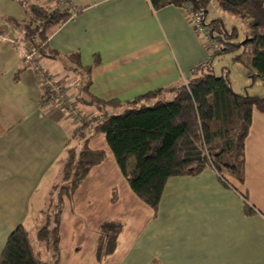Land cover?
I'll return each mask as SVG.
<instances>
[{"label": "crops", "instance_id": "0c3cea01", "mask_svg": "<svg viewBox=\"0 0 264 264\" xmlns=\"http://www.w3.org/2000/svg\"><path fill=\"white\" fill-rule=\"evenodd\" d=\"M62 1L72 16L48 31L46 44L55 57L38 55L31 61L11 42L0 41V254L18 225L36 230L78 127L59 104L45 101V76L52 88L60 86L70 78L60 65L69 62L70 54L78 53L82 66L98 57L89 91L102 100L124 103L157 89L170 95L168 89L184 83L209 58V42L182 7L154 9L149 0ZM0 32L23 46L11 38L8 26H0ZM118 108L123 105L108 111ZM106 160L64 200L66 211H76L77 194L93 173L100 176ZM109 186L100 203L112 207L120 198H109ZM237 187L224 184L206 167L195 176L168 178L155 214L127 194L124 214L106 219L123 224L112 254L96 260L98 240L92 233L73 239V256L88 246L89 264H264V113L257 110L244 141V182ZM61 251L60 220V264Z\"/></svg>", "mask_w": 264, "mask_h": 264}, {"label": "trees", "instance_id": "16d2710c", "mask_svg": "<svg viewBox=\"0 0 264 264\" xmlns=\"http://www.w3.org/2000/svg\"><path fill=\"white\" fill-rule=\"evenodd\" d=\"M38 1L27 5L25 1L18 0L26 17L19 21L13 19L12 22L22 25L20 42L26 51H36L41 57L52 58L57 53L47 47L48 31L67 21L72 12L62 0L48 4ZM212 1L221 11L238 15L248 22L250 33L241 45L231 41L235 30L228 33L221 19L206 21L207 7ZM149 2L154 9L189 4L193 11H201L203 25L209 29L212 45L216 40L217 45L213 49L209 48L208 60L195 66L190 78L167 90L173 94L170 100L159 99L165 92L162 89L146 92L124 103L97 98L89 91V85L91 69L99 63L98 57L92 64L82 66L78 53L69 55L70 59H75L76 66L85 78L82 89L89 94L90 100L87 102L104 110L98 119L95 116L80 119L81 130L79 136L75 137L77 142L67 148L59 174L47 193L46 205L37 222L34 235L38 246L32 241L30 232L18 225L6 239L0 254V264L59 263L63 203L65 199L73 197L89 171L106 159L104 148L90 146L91 140L100 134L104 136L130 190L153 214L157 211L165 182L170 177L195 176L204 168L211 167L221 182L235 190L243 184L244 141L253 110L264 113V99L235 93L227 75L215 76L210 63L213 56L240 48L234 60L243 64L253 78L264 80V0ZM51 92L45 89V101H50ZM76 102L65 109L82 118ZM122 105L125 110L119 114L108 115L105 110ZM58 181H61L63 190L59 192L52 212H45L52 203V193ZM240 193L246 198L245 193ZM245 207L250 213L247 204ZM122 225L119 221L106 220L100 224L96 248L98 262L114 251Z\"/></svg>", "mask_w": 264, "mask_h": 264}, {"label": "rangeland", "instance_id": "374dc122", "mask_svg": "<svg viewBox=\"0 0 264 264\" xmlns=\"http://www.w3.org/2000/svg\"><path fill=\"white\" fill-rule=\"evenodd\" d=\"M23 1H25L27 5L37 2V0ZM58 3L60 4V1ZM25 17L26 14L24 12V8L22 5H20L18 0H0V23H3L0 24V26H8L9 34L14 40L20 41L21 32H23V29L21 23H14L12 21L9 22V18L19 21ZM216 18L222 20L228 33H230L233 29L235 30V35L234 37H232L231 41L236 43L237 45H241L250 33L248 22L245 19H242V17L238 15L221 11L216 3L212 1L207 7L206 21H210ZM1 34L5 35L3 32H1ZM206 42L208 41L206 40ZM216 42L217 40L214 41L213 45L212 41L209 42L208 47L210 49H213V47L217 45ZM27 52L29 51L27 50ZM239 52L240 48L234 51L223 53L221 55L213 56L210 63L213 74L215 76L226 74L232 90L237 94L264 99V80L256 77L253 78L252 74L243 64L234 60V57ZM33 53V61H35L38 53L36 51H33ZM63 62V65L61 63L60 65L61 67L66 69V71H69L70 78L66 80V83H64V81L60 82V86H54L53 88L51 86L54 83L49 80L51 85L49 84L50 86L47 85L45 88L50 92L52 91L51 93L53 95L50 101H53V103L55 104H59L60 107H62L63 105L61 103V97L66 101L65 106L67 108L70 107V105L73 104L75 100L77 101L75 105L77 107V111L81 113L82 118L75 116V112H71L68 109H65V106L62 107L64 111L67 112V115L72 118V120L76 124H78V127L73 134V138L75 140V137L79 136V132L81 130L80 119L86 120L88 116H95L98 119L101 116L102 110L104 109H100L101 107H98L94 103L87 102L90 100L89 94L86 90L83 91L82 89V86H84L85 84V78L82 77L80 69L76 66L75 60L70 59L69 62L68 60ZM70 86H72L71 90H69ZM78 98H80V101H78ZM172 98L173 94L169 95V93H167V95L162 94L161 96H159L160 100H170ZM151 103L152 102H150V104ZM111 108L112 107H107L105 110L108 111V109ZM123 110H125V108H118L112 112L108 111L107 113L108 115H115L121 113ZM74 142L77 141L75 140ZM90 146L93 148L103 147L107 153V160L106 163H104V165L102 166V169H104V171H101L100 176L98 177V173H93L77 194L76 199L74 200L77 212L74 211L73 213H71L68 210L66 211V207L63 204L61 213V253H63L61 264H89L88 261H86V257H88V246L86 248L85 246H83L79 253L75 257L73 256L74 251H77V249H75V247L77 246L72 244L73 239L77 236L89 235L94 233L96 234L98 240L100 236V224H102L103 220L105 221L106 219H111L112 217L124 214L123 211L126 210L124 208V202L125 198H127V194H129V196H132L135 202H139L137 197L130 190L122 174L120 173V170L115 163L112 153L105 143L104 136H98L97 138L93 139V141H91L90 143ZM60 183L61 181L57 182L56 187L54 188L52 193V203L49 205V207H47L46 210H44L45 212H52V210L54 209V206L59 198V192L63 190L61 188L63 185H61ZM108 184L112 185V190L109 192V198L116 194L120 198L119 202L112 207L108 206L107 204H102L103 202L100 203L102 200H104L106 189H110V186ZM124 188H127V193L126 191H124ZM93 193L95 194L93 195ZM93 199L96 201V204L88 203L89 200L93 201ZM81 204H83V207H81ZM41 218L43 219L44 217ZM30 231L32 241L36 246H38L34 235L35 231ZM58 264H60V254ZM91 264H95V261Z\"/></svg>", "mask_w": 264, "mask_h": 264}, {"label": "built area", "instance_id": "2783aa9c", "mask_svg": "<svg viewBox=\"0 0 264 264\" xmlns=\"http://www.w3.org/2000/svg\"><path fill=\"white\" fill-rule=\"evenodd\" d=\"M182 10L184 11V13L187 16L190 23L194 26V28H196V30L201 32L208 42H211L212 38L210 37L209 29L203 25V14H202V12L201 11H193L189 4L183 5ZM0 41L11 42L16 49L22 51L24 58H26L28 60H33V55H34L33 51H30V52L25 51V49L23 48V46L21 44H18V42L13 41L12 39H8V37L6 35L1 34V32H0ZM43 82H44L45 87L50 84L49 79L46 76L43 78ZM61 103L63 104L62 107L66 105V101L63 100L62 97H61Z\"/></svg>", "mask_w": 264, "mask_h": 264}]
</instances>
